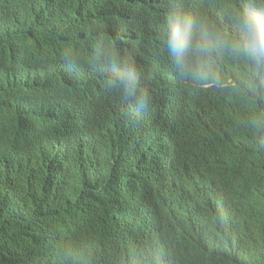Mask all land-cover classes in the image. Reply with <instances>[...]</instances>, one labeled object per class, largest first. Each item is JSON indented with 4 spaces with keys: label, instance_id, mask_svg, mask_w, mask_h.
<instances>
[{
    "label": "trees",
    "instance_id": "1",
    "mask_svg": "<svg viewBox=\"0 0 264 264\" xmlns=\"http://www.w3.org/2000/svg\"><path fill=\"white\" fill-rule=\"evenodd\" d=\"M41 1L30 0L27 6L18 0L19 7L15 3L12 7L20 13L4 12L0 4V98L17 89L29 100L36 99L41 111L51 108L81 122L80 111L49 93L52 84L63 86L78 78L79 71L84 78L89 70L78 61L77 52H65L62 39L82 46L92 41L106 44L112 29L91 8L89 15L79 16L81 26L75 22L67 28L59 18L60 24L50 30L46 18L37 19ZM87 1L93 0L71 3ZM243 13L252 14L251 4ZM133 27L128 34L140 28L135 22ZM186 44L190 56L214 63L217 53L210 43ZM224 44L229 48L243 44L248 51L242 24L233 44ZM137 70L140 78L151 74L148 68ZM217 71L218 83L231 79L230 90H257L239 57L228 66L218 65ZM154 113L142 130L153 131V146L162 153L150 164L127 162L129 155L148 153L130 130L128 115L123 136L104 134L91 122L88 157L72 150L64 153L62 162L56 158L64 168L55 180L49 178L55 161L38 153L34 142L19 143L13 149L18 160L0 163V264H129L147 237V228L155 230L151 221L166 230L164 236L171 238L167 246L176 253L168 262L169 251L162 248L155 264H264V160L244 156L257 153L264 159V137L252 124L241 121L236 124L240 128L221 132L218 126L227 128L229 123L199 116L190 121L184 140L160 123L159 111ZM8 118L0 109V123ZM30 157H42L46 165L33 166ZM241 161L254 183L247 188L225 166ZM154 184L161 190L145 195L147 186L156 188ZM125 219L132 220L120 225ZM116 226L129 228L126 245L115 249Z\"/></svg>",
    "mask_w": 264,
    "mask_h": 264
},
{
    "label": "clouds",
    "instance_id": "2",
    "mask_svg": "<svg viewBox=\"0 0 264 264\" xmlns=\"http://www.w3.org/2000/svg\"><path fill=\"white\" fill-rule=\"evenodd\" d=\"M20 1L29 6L30 0ZM71 1L42 0L37 19L46 18L50 30L60 24L59 18L67 28L74 27L75 22L81 26L79 16L89 15L92 8L112 29L111 41L106 44L92 41L82 46L76 40L62 39L67 43L65 52H77L78 61L89 65V70L84 78L79 71L78 78L65 81L63 86L52 84L49 93L80 111L81 122L70 120L51 108L41 111L36 99L29 100L17 89L4 94L0 98V109L9 118L0 123V163L5 165L9 158L11 162L18 160L13 149L19 143L23 146V143L34 142L38 153L55 161L54 172L49 176L55 180L64 168L63 164L58 165L56 158L62 162L64 153L72 150H77L82 158L88 157L91 145L88 137L93 136L89 132L91 122L100 126L104 134L123 136L128 130V115L130 130L147 147L148 153L129 155L127 162L150 164L162 150L157 151L153 146L156 143L153 131L145 132L142 127L158 111L160 123L184 140L190 121L199 116H213L217 123H229L227 128L218 126L221 132L240 128L236 124L241 121L252 124L256 133L264 137V0ZM13 3L19 7L18 0H0L4 12L20 13L19 8L12 7ZM249 4L252 14L245 17L243 7ZM188 17L194 18L197 24ZM134 22L140 28L128 34ZM241 24L247 52L243 44L231 46ZM224 41L229 42L231 48ZM186 43L194 46L210 43L217 53L214 63L207 57L190 56ZM237 57L247 66L249 80L257 87L256 91L230 90L227 86L231 79L218 83V65L228 66ZM145 68L151 74L140 78L137 69ZM244 156L250 161L264 160L257 153ZM43 161L42 157H30L33 166ZM244 163L225 166L233 171L237 182L247 188L254 183L249 181L251 174L244 173ZM154 185L157 189L147 186L145 195L161 190ZM128 194L139 196L136 192ZM184 216L187 215L184 213ZM131 220L125 219L119 224L125 225ZM151 224L155 230L147 228L148 235L129 258V264H155L160 260L162 248L169 251L168 262L175 260L176 253L167 246L171 238L164 236L166 230L157 228L153 221ZM127 228L119 227L112 236L115 249L126 245Z\"/></svg>",
    "mask_w": 264,
    "mask_h": 264
},
{
    "label": "water",
    "instance_id": "3",
    "mask_svg": "<svg viewBox=\"0 0 264 264\" xmlns=\"http://www.w3.org/2000/svg\"><path fill=\"white\" fill-rule=\"evenodd\" d=\"M182 18H186L185 16H182ZM187 19V18H186ZM190 21H192L194 24H197V21L194 18L188 17Z\"/></svg>",
    "mask_w": 264,
    "mask_h": 264
},
{
    "label": "bare ground",
    "instance_id": "4",
    "mask_svg": "<svg viewBox=\"0 0 264 264\" xmlns=\"http://www.w3.org/2000/svg\"><path fill=\"white\" fill-rule=\"evenodd\" d=\"M162 12H164V10L162 11ZM181 13H183V11L181 12ZM245 13H242V15H244ZM180 15V14H179ZM135 28V27H134ZM136 60V59H135Z\"/></svg>",
    "mask_w": 264,
    "mask_h": 264
}]
</instances>
